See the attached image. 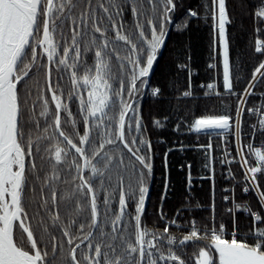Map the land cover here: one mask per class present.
Here are the masks:
<instances>
[{"label": "snow or ice", "instance_id": "1", "mask_svg": "<svg viewBox=\"0 0 264 264\" xmlns=\"http://www.w3.org/2000/svg\"><path fill=\"white\" fill-rule=\"evenodd\" d=\"M236 7L246 0H0V264H264V39L254 38L261 59L250 70L252 58L237 63ZM249 14L264 22V0ZM194 22L210 27L211 79L200 81L186 54L176 62L183 80L157 82L170 33ZM145 97L169 115L145 116ZM169 128L171 145L154 142ZM186 151L203 157V224L189 212L202 208L191 163L181 165L180 206L164 208L169 155ZM218 178L230 184L219 216Z\"/></svg>", "mask_w": 264, "mask_h": 264}, {"label": "trees", "instance_id": "2", "mask_svg": "<svg viewBox=\"0 0 264 264\" xmlns=\"http://www.w3.org/2000/svg\"><path fill=\"white\" fill-rule=\"evenodd\" d=\"M197 0H193L195 4ZM241 0H231L233 6L240 4ZM259 0H246L247 9L236 7L235 10V21L236 23L231 29V45H232V55L236 59L237 63L245 62L249 58L251 63H247V68L250 70L251 67L258 62L261 57L259 54H255L253 50L254 38L259 35L260 38L264 39V22H260L257 18L254 23L253 15L249 12L252 10L253 5L257 4ZM255 27H260L262 32L257 34L254 32ZM210 27L203 22L190 23L189 30L183 35L177 34L175 32L170 33V40L168 42L167 50L164 52L163 58L158 61L159 66L155 70V80L157 82H167L171 79L183 80L184 74L180 73L177 75L176 62L177 60H183L184 56H191V64L195 71L199 72L198 79L200 81H208L211 79V72L207 69V64L210 62ZM187 47L188 52L185 53V48ZM254 57V58H253ZM43 81L41 80V83ZM264 90V89H261ZM259 97L255 96L250 98V103L252 101H258ZM234 103V101H233ZM143 112L145 116H157L163 117L169 115L167 104H157L153 100L145 97L143 102ZM163 137L167 140L168 144L177 139L176 135L169 129L160 131L153 136L154 142ZM185 143H197L194 137H184ZM199 143H204L205 139L201 138ZM165 145L160 144L157 146V161L155 169V188L151 195V200L153 203V209L155 205L159 202L160 191L162 188V172L160 157L162 156ZM203 157L199 151H186V152H174L169 155V171L171 176L172 184V194L168 197L164 204L165 210L171 215V213L180 206L181 201L184 199L185 193V181H186V169H182L181 165L191 163L192 174L196 179L194 180L192 196L196 198V201L200 202L202 206L208 205V183L199 177L205 175V169L202 166ZM219 168V172L223 169ZM234 170L240 173L241 170L234 168ZM219 179L218 187L219 189L224 186H229V182L222 178ZM240 189L238 187V198H240ZM253 199V198H252ZM254 202V199H253ZM221 203V201H220ZM219 203V204H220ZM220 211V209H219ZM190 214L197 218L199 223H206L209 217L208 209H195L189 210ZM219 216V215H218ZM157 218L153 214L152 210L148 211L147 214V225L151 228L153 227L154 221ZM240 221H244V217H239ZM227 221V217H224ZM179 235V234H178ZM200 246H203L204 242H198ZM187 251L192 253L196 249L189 245ZM195 257L191 258L190 264H194Z\"/></svg>", "mask_w": 264, "mask_h": 264}, {"label": "built area", "instance_id": "3", "mask_svg": "<svg viewBox=\"0 0 264 264\" xmlns=\"http://www.w3.org/2000/svg\"><path fill=\"white\" fill-rule=\"evenodd\" d=\"M259 142H260V141H259ZM253 146L256 147V146H260V145L258 144V142L253 141ZM216 153H217V158H219L220 150H219V149H216ZM251 162H252V163H255L254 158H251ZM217 171L219 172V168H217ZM234 171H235V170H234ZM202 176H204V175H202ZM202 176H200L199 178L201 179ZM241 176H242V173H241V171H240V173L237 174V178L240 179ZM192 177H193V181H194V180L196 179V177H194L193 174H192ZM217 184H219V179L217 180ZM224 187H230V185H229V186H224ZM220 189H221V188H220ZM220 189H219V187H218V185H217V203H218V202L220 203ZM239 189H240V188H239ZM237 191H238V187H237L236 190H235V193H236L237 196H238ZM240 194H242L241 189H240ZM242 195H244V194H242ZM250 195H251V194H249V196H250ZM243 197H244V199H248V197H246L245 195H244ZM253 199H254V198H253ZM237 200H241V198H238ZM203 208L208 209V205H205V207L202 206V208H200V209H203ZM217 208L220 209V205L217 206ZM217 215H219V212H218V211H217ZM226 222H227V221H226ZM226 238H227V236H226Z\"/></svg>", "mask_w": 264, "mask_h": 264}, {"label": "rangeland", "instance_id": "4", "mask_svg": "<svg viewBox=\"0 0 264 264\" xmlns=\"http://www.w3.org/2000/svg\"><path fill=\"white\" fill-rule=\"evenodd\" d=\"M255 142H258V144L260 145V140L259 139H257V140H254ZM242 173V172H241ZM240 193V192H239ZM236 194V193H235ZM243 194V193H242ZM242 194H240V198H241V200H244V195H242ZM254 198V197H253ZM236 199H238V196H237V194H236ZM255 199V198H254ZM220 204H219V202L217 203V206H219ZM217 211L219 212V208H217ZM243 217V216H242ZM225 222H226V220H224ZM227 238H231L230 236H227ZM239 238V237H238Z\"/></svg>", "mask_w": 264, "mask_h": 264}]
</instances>
